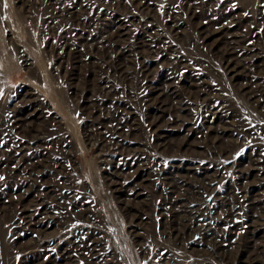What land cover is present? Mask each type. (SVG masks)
<instances>
[{"label":"rangeland","instance_id":"374dc122","mask_svg":"<svg viewBox=\"0 0 264 264\" xmlns=\"http://www.w3.org/2000/svg\"><path fill=\"white\" fill-rule=\"evenodd\" d=\"M0 264H264V0H0Z\"/></svg>","mask_w":264,"mask_h":264},{"label":"snow or ice","instance_id":"6c2138e0","mask_svg":"<svg viewBox=\"0 0 264 264\" xmlns=\"http://www.w3.org/2000/svg\"><path fill=\"white\" fill-rule=\"evenodd\" d=\"M0 179H2V177H0Z\"/></svg>","mask_w":264,"mask_h":264}]
</instances>
